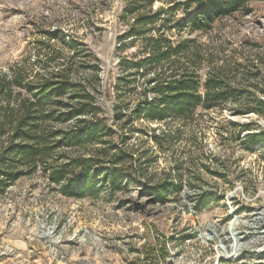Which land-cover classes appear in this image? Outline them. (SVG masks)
<instances>
[{
	"label": "rangeland",
	"instance_id": "374dc122",
	"mask_svg": "<svg viewBox=\"0 0 264 264\" xmlns=\"http://www.w3.org/2000/svg\"><path fill=\"white\" fill-rule=\"evenodd\" d=\"M186 1L0 0V77L17 62L31 69L26 59L29 52L33 62L39 41L59 46V40H48L47 31L61 30L66 39L78 40L99 57L104 82L111 88L120 74L121 57L142 45L118 50L119 43L128 40L123 38L127 33L140 29L134 26L135 19L173 9L168 33L176 39L196 38L202 45L203 79L211 68L223 66L228 81L248 89L239 102H230L225 109L197 110L179 139L163 149L149 139L148 123L136 124L145 131L135 132L124 146L117 141L119 148L132 153L133 160L115 165L108 158L99 165L102 170L127 167L136 172L121 175L118 190L108 185L98 193L66 196L41 165L18 178L0 194V264H193L213 251L214 241L206 240L211 237L206 223L221 219L223 224L235 213L264 211V142L252 148V142L244 141L259 129L254 125L244 130L229 123L264 127V117L255 112L233 113L257 107L256 99L264 98V1L251 2L247 14L219 19L211 30L193 33L175 26L195 9V5L177 7ZM69 51L64 48L61 60L68 59ZM33 69L44 72L41 65ZM99 100L108 111L114 102L105 96ZM151 125L162 127L156 122ZM116 132V137L121 136L120 128ZM90 149L57 148L49 160L55 159L58 165L64 163L63 155L72 158ZM164 183L179 184L181 190L161 202L154 185ZM189 202L196 205L193 215L183 209ZM61 215H72L76 224L100 230L110 244L100 253L89 246H56L51 230L42 223L46 217ZM240 230L245 234L248 227ZM258 231L262 238L256 246L244 251L242 259L224 264H264V252H260L264 249V219ZM258 235L252 237L256 240Z\"/></svg>",
	"mask_w": 264,
	"mask_h": 264
},
{
	"label": "trees",
	"instance_id": "16d2710c",
	"mask_svg": "<svg viewBox=\"0 0 264 264\" xmlns=\"http://www.w3.org/2000/svg\"><path fill=\"white\" fill-rule=\"evenodd\" d=\"M254 1L264 0H188L177 7L190 9L195 5V9L175 26L191 33L206 32L219 19L247 14ZM172 10L160 9L135 19L134 26L140 29L133 27L118 50L125 51L139 42L142 45L121 57L120 74L111 88L104 82L99 57L78 40L66 39L61 30L47 31L48 40H59V46L39 41L33 62L29 52L26 59L31 69L17 62L0 77V194L39 165L44 166L52 183L61 185L66 196L98 193L99 188L108 185L112 191L118 190L119 177L136 172L127 167L102 170L99 165L108 158L115 165L133 160L132 153L119 148L117 141L124 146L135 132L145 131L136 124L148 123L149 139L163 149L179 139L182 128L195 118L197 110L225 109L228 103L241 100L240 95L248 89L228 81L223 66L211 68L203 79L202 45L196 38L176 39L168 33ZM158 23L162 24L156 29ZM64 48L72 52L67 60H61ZM79 56L81 61L77 60ZM36 65H41L44 72L33 69ZM100 96L114 99L109 111L101 104ZM256 103L257 107L233 113L255 112L264 117V98L259 97ZM153 122L162 127H153ZM229 123L244 130L254 125L259 129L245 136L244 141L252 142V148L264 142V127L260 124ZM117 127L122 131L118 137ZM61 147L93 149L72 158L63 155L64 163L57 165L49 156ZM154 189L158 200L165 202L181 187L164 183L155 184Z\"/></svg>",
	"mask_w": 264,
	"mask_h": 264
},
{
	"label": "built area",
	"instance_id": "2783aa9c",
	"mask_svg": "<svg viewBox=\"0 0 264 264\" xmlns=\"http://www.w3.org/2000/svg\"><path fill=\"white\" fill-rule=\"evenodd\" d=\"M195 208V202H189L183 209L188 210L189 215H193L196 213ZM230 214L232 215V213ZM263 214V209H254L249 214L243 212L235 213L229 221L227 220L223 222V224L220 222L221 219H219V221L206 223L211 235V237H207L206 240L214 241L213 251L211 256H206L203 259H196L193 264H224L227 261L242 259L244 251L256 246L262 238V236L258 235L261 234L258 229H260V226L263 224ZM258 223L261 225L257 227L256 225ZM42 225H47V228L51 230L50 236L54 237L53 243L56 246L61 244L89 246L91 249L95 250L96 253H100L110 244L109 238L106 237L103 232L90 225L76 224L74 216L72 215H61L54 219L46 217ZM231 226L235 227L234 231L230 229ZM243 226L248 227V231H246L245 234L240 230ZM233 233L237 236V243H235L236 236H234ZM262 234H264V232ZM206 235L209 234L206 233ZM255 235H258L256 240L252 237ZM250 237L252 238L247 243L243 242V240ZM234 246V249L238 248L240 255L229 256L228 252L231 251ZM260 252L263 253L264 249H261Z\"/></svg>",
	"mask_w": 264,
	"mask_h": 264
},
{
	"label": "bare ground",
	"instance_id": "6f19581e",
	"mask_svg": "<svg viewBox=\"0 0 264 264\" xmlns=\"http://www.w3.org/2000/svg\"><path fill=\"white\" fill-rule=\"evenodd\" d=\"M230 229H232L234 231L235 227L231 226ZM231 233H232V231H231ZM233 235L236 236L235 233H233ZM233 235H232V237H233ZM239 240H240V238H239ZM237 242H238V239H237V236H236L235 243H237ZM234 248H235V246L233 247V249L231 251L228 252L229 256H231V255H233V256L239 255L240 251H238V248H236V249H234Z\"/></svg>",
	"mask_w": 264,
	"mask_h": 264
}]
</instances>
